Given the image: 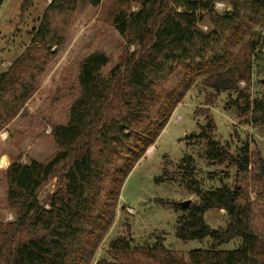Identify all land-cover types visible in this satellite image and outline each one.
Instances as JSON below:
<instances>
[{
	"label": "trees",
	"instance_id": "obj_1",
	"mask_svg": "<svg viewBox=\"0 0 264 264\" xmlns=\"http://www.w3.org/2000/svg\"><path fill=\"white\" fill-rule=\"evenodd\" d=\"M102 1H50L31 30V54L19 56L0 74V132L36 93L77 17L100 8ZM117 1L122 8L136 6L135 11L118 8L112 17L124 42L123 58L107 75L103 70L110 57L104 52L81 59L75 77L78 95L68 120L51 126L55 154L44 162L16 159L4 172L5 210L12 220L0 216V264H91L115 220L127 176L191 89L209 90L208 106L215 95L237 93L241 113L250 112L251 121L264 128V97L250 101L247 95L258 44L253 32L264 25V0ZM219 3L225 5L222 12L216 9ZM240 82L246 85L243 91ZM197 138L206 139V134ZM218 145L208 140L209 160L220 159ZM251 154L245 145L229 163L247 173ZM258 168L264 179V163ZM53 180V192L39 200ZM164 181L178 183L198 198L186 210L171 204L176 238H208L209 246L190 251L185 260L166 248L161 237L135 247L131 238H117L108 244L112 260L95 264H264V238L250 228L240 188L202 190L188 155L174 172L164 167L155 182ZM208 210H223L228 225L211 229L203 217ZM234 239H239L238 247L220 249Z\"/></svg>",
	"mask_w": 264,
	"mask_h": 264
},
{
	"label": "rangeland",
	"instance_id": "obj_2",
	"mask_svg": "<svg viewBox=\"0 0 264 264\" xmlns=\"http://www.w3.org/2000/svg\"><path fill=\"white\" fill-rule=\"evenodd\" d=\"M50 1H3L0 7V74L7 71L19 56L31 54V30L37 26ZM118 8L122 7L117 0H103L100 8H89L77 17L64 49L47 67L36 93L18 117L0 132L2 220H12V215L5 210L4 172L9 164L16 159L21 163L30 160L44 162L56 152L50 136L51 126L65 124L68 120L69 109L78 95L75 85L78 62L95 51L104 52L110 57V63L103 70V75H107L123 58L124 42L112 26V17ZM122 9L135 11L136 6ZM216 9L222 12V9ZM253 38L258 44L247 90L250 101L264 97V25L255 29ZM132 50L131 47L130 52ZM245 86L240 82L238 90L243 91ZM210 94L209 90L191 89L156 142L134 166L122 186L115 220L91 264L101 259L111 261L113 256L108 244L117 238H131V245L135 247L151 245L161 237L166 248L185 260L190 251L209 246L208 238L182 241L175 236L176 214L171 204L186 201L189 205L195 204L198 198L178 183L155 182L162 176L164 167L169 173L174 172L187 155L193 158L194 177L202 190L222 186L240 188L243 192L240 203L244 206L250 228L264 238V179H260L257 173L260 163H264V128L251 121L250 112L241 113L238 108L240 105L243 110L242 99L236 101L237 93L215 95L208 106ZM207 108L209 112L205 114ZM201 133L206 134V139L197 138ZM208 140L219 144V160L208 159ZM245 145L252 153L251 165L247 173H239L229 159L240 155ZM54 186L55 180L40 193L39 200L51 194ZM203 217L211 229L225 228L229 222L223 210H208ZM238 245L239 239H234L220 249L230 251Z\"/></svg>",
	"mask_w": 264,
	"mask_h": 264
},
{
	"label": "water",
	"instance_id": "obj_3",
	"mask_svg": "<svg viewBox=\"0 0 264 264\" xmlns=\"http://www.w3.org/2000/svg\"><path fill=\"white\" fill-rule=\"evenodd\" d=\"M186 138H187V137H186ZM179 206H180L182 209L186 210V209H188V207H189V201H186V202L180 203Z\"/></svg>",
	"mask_w": 264,
	"mask_h": 264
},
{
	"label": "built area",
	"instance_id": "obj_4",
	"mask_svg": "<svg viewBox=\"0 0 264 264\" xmlns=\"http://www.w3.org/2000/svg\"><path fill=\"white\" fill-rule=\"evenodd\" d=\"M224 7L223 4H216V8L222 9ZM223 10V9H222Z\"/></svg>",
	"mask_w": 264,
	"mask_h": 264
},
{
	"label": "bare ground",
	"instance_id": "obj_5",
	"mask_svg": "<svg viewBox=\"0 0 264 264\" xmlns=\"http://www.w3.org/2000/svg\"><path fill=\"white\" fill-rule=\"evenodd\" d=\"M5 164H6V162H5Z\"/></svg>",
	"mask_w": 264,
	"mask_h": 264
}]
</instances>
